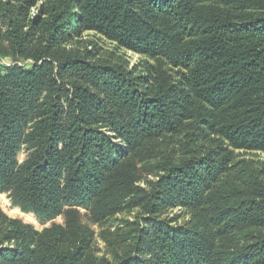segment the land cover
I'll list each match as a JSON object with an SVG mask.
<instances>
[{"label": "trees", "instance_id": "16d2710c", "mask_svg": "<svg viewBox=\"0 0 264 264\" xmlns=\"http://www.w3.org/2000/svg\"><path fill=\"white\" fill-rule=\"evenodd\" d=\"M0 7V37L37 63L0 75V192L52 217L77 200L98 224L134 201L155 214L172 197L194 209L201 230H155L149 217L125 234L114 264H264V236H238L264 227V167L235 156L264 153V0ZM90 33L143 57L142 71L63 49ZM67 75L75 79L69 110L54 79ZM21 144L31 150L23 164ZM147 161L160 172L151 192L139 185ZM65 215L64 226L38 232L0 208V264H111L96 256L79 213Z\"/></svg>", "mask_w": 264, "mask_h": 264}, {"label": "rangeland", "instance_id": "374dc122", "mask_svg": "<svg viewBox=\"0 0 264 264\" xmlns=\"http://www.w3.org/2000/svg\"><path fill=\"white\" fill-rule=\"evenodd\" d=\"M4 1V0H1ZM41 4V2L39 3ZM37 7L33 9L32 14H36ZM0 29L2 33H6L7 23L4 20L0 7ZM63 49L79 51L80 54L91 52V61L95 63H110L111 65H121L130 72L137 75L142 71L144 58L134 54L128 50L118 47L116 44L108 41L107 39L97 36L93 33L84 34L70 45L65 46ZM64 55L60 54L59 57ZM37 63L32 59L20 58L15 56L12 51L10 42L6 39L5 34L0 37V75L5 77L9 75L16 68L31 69ZM57 71V70H56ZM57 82L56 91L58 96L62 99L65 105V110H69L70 104L74 99V77L67 75V79L55 77ZM90 86L89 83L83 82ZM46 95V90L42 93L43 98ZM30 132V129H25ZM30 148L27 144H21L18 151V161L23 164L30 155ZM236 161L239 159L251 160L257 163L259 167H264V153L262 152H248L236 151ZM141 181L139 185L149 192H151L154 183L157 181L160 172L157 168L156 161H147L139 164ZM171 193V192H170ZM173 196V194H172ZM75 203V204H72ZM0 208L9 218L18 219L25 224L33 226L38 232L51 228L53 225H65L66 211L74 209L79 213L80 222L94 233V248L95 254L99 260H105L107 263L114 264L115 258L123 253L125 240L124 236L129 233L131 229L137 225L146 224V219L151 218L154 220L153 229H166L170 227L182 228L186 230L200 231L199 221L197 214L192 207L182 206L174 203L171 198H166V202L162 203L157 213L150 214L151 207L143 204L140 201L130 203L127 208L109 219L105 223H96L92 218L90 206H83L77 200L71 201L65 199L63 203V213L52 217L49 215H38L31 207L18 202L10 192H0ZM251 232H256L258 235L264 236V227H257L238 233L239 237L247 235ZM137 256V255H135ZM140 258L150 260V256L146 255Z\"/></svg>", "mask_w": 264, "mask_h": 264}]
</instances>
